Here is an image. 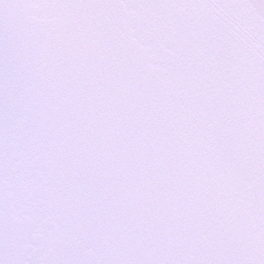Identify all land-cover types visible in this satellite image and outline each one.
<instances>
[{
  "label": "snow or ice",
  "instance_id": "snow-or-ice-1",
  "mask_svg": "<svg viewBox=\"0 0 264 264\" xmlns=\"http://www.w3.org/2000/svg\"><path fill=\"white\" fill-rule=\"evenodd\" d=\"M0 264H264V0H0Z\"/></svg>",
  "mask_w": 264,
  "mask_h": 264
}]
</instances>
